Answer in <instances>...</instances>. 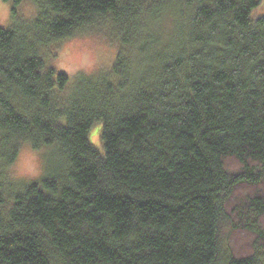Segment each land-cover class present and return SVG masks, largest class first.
<instances>
[{
	"label": "trees",
	"instance_id": "1",
	"mask_svg": "<svg viewBox=\"0 0 264 264\" xmlns=\"http://www.w3.org/2000/svg\"><path fill=\"white\" fill-rule=\"evenodd\" d=\"M35 1L0 27V264H264L262 0ZM102 33L111 68L50 63Z\"/></svg>",
	"mask_w": 264,
	"mask_h": 264
},
{
	"label": "rangeland",
	"instance_id": "2",
	"mask_svg": "<svg viewBox=\"0 0 264 264\" xmlns=\"http://www.w3.org/2000/svg\"><path fill=\"white\" fill-rule=\"evenodd\" d=\"M13 4L10 1L0 0V27L10 28L15 25L25 23L37 17L39 7L35 0H24L17 6V13L13 15ZM264 16V0L252 12L253 18ZM105 34L91 35L73 38L64 43L52 45L49 50V61L55 65L59 71L68 73L71 77L79 73L95 74L106 68H111L115 62L116 50L115 42ZM101 122H97L90 130L91 142L98 148H102ZM32 150L34 158L39 167V174L36 176L22 177L16 174L14 168L11 169V176L16 181H32L41 177L45 170L44 161L47 153L43 150L35 151L29 145H24V149ZM19 154V156H20ZM19 158V157H18ZM18 163V159L15 164ZM239 197V196H238ZM244 239H247L246 236ZM238 241V240H237Z\"/></svg>",
	"mask_w": 264,
	"mask_h": 264
},
{
	"label": "clouds",
	"instance_id": "3",
	"mask_svg": "<svg viewBox=\"0 0 264 264\" xmlns=\"http://www.w3.org/2000/svg\"><path fill=\"white\" fill-rule=\"evenodd\" d=\"M16 170V174L22 177L36 176L39 174V167L30 149L22 150L18 163L11 166Z\"/></svg>",
	"mask_w": 264,
	"mask_h": 264
}]
</instances>
